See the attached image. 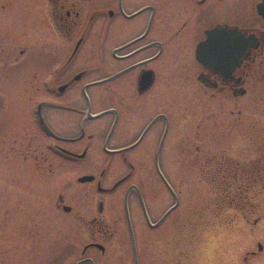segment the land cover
<instances>
[{"label":"flooded vegetation","instance_id":"1","mask_svg":"<svg viewBox=\"0 0 264 264\" xmlns=\"http://www.w3.org/2000/svg\"><path fill=\"white\" fill-rule=\"evenodd\" d=\"M38 1L36 43L11 46L21 61L5 68L20 92L0 96V264H187L195 238L173 183L185 164L174 177L167 168L172 100L188 85L210 100L249 94L264 76V0ZM262 143L249 167L218 159L202 178L263 180ZM114 164L122 171L108 179ZM72 183L92 188L89 218L74 210L84 190ZM111 199L125 220L104 219ZM59 209L79 219L63 238Z\"/></svg>","mask_w":264,"mask_h":264},{"label":"rangeland","instance_id":"2","mask_svg":"<svg viewBox=\"0 0 264 264\" xmlns=\"http://www.w3.org/2000/svg\"><path fill=\"white\" fill-rule=\"evenodd\" d=\"M38 2V0H19L15 5L4 9L2 7L4 0H0V96H5L6 99L11 100L14 95L18 97L17 93L20 92L18 81L9 80L5 74L7 66L21 61L19 54L22 48H11V46L36 43L33 27L31 26L28 31V25H31L37 17ZM29 62L34 63L35 56ZM263 73L264 67L260 76ZM253 81L250 84L249 94L241 98H226L219 95L216 100H210L199 96L194 85H188L186 97L180 96L181 99L172 100L175 126L168 143L167 168L174 177V169L177 170L178 163L185 164L182 168L185 169L186 177L182 180H173V183L182 190L183 203L180 209L186 210L187 238L188 240L195 238L192 243L189 241L187 244V264H201L206 241L205 233L209 231L217 234L226 231L229 235L236 236L230 244L226 240L217 250L221 259H223V250L233 247L236 249V264H264V179L236 180L238 183L232 188L241 187L242 184L246 186L248 191L245 198L237 197L239 204L233 206H220L221 201L216 186L218 182H223L224 177L221 174L216 179H206L201 175L214 173L218 159L226 158L224 160L226 163L249 167L250 160L256 158L258 152L263 150L259 149L258 143L262 145L264 141V76ZM13 118L14 116L11 115V120ZM0 124H3L2 120ZM43 141H46L45 137ZM206 168L208 170L205 171ZM121 171V166L112 165L108 179L116 178ZM63 181V177L56 181L51 179L48 187L58 183L61 189V185L65 183ZM74 186L72 183L64 188L71 193L84 190V197L80 200V204L74 206V210L80 209V212L89 218L92 213L85 211L92 204V188L87 185L84 189L76 190L77 187ZM121 192H118L119 195L122 194ZM111 198L113 199V196ZM112 199L104 219L125 220L123 208L120 214L113 213L115 200ZM173 200L171 198V202ZM48 201L49 196L43 193L44 227L50 226L53 220L50 208L47 207ZM217 202L218 210L214 207L217 206ZM213 210L218 212V215H215ZM73 215L75 212L67 214L59 209L57 220L60 238L66 237V222L79 220L73 219ZM73 230L70 236L84 237L77 232L78 229ZM43 237H46L44 233ZM259 244L262 245V250H259Z\"/></svg>","mask_w":264,"mask_h":264},{"label":"clouds","instance_id":"3","mask_svg":"<svg viewBox=\"0 0 264 264\" xmlns=\"http://www.w3.org/2000/svg\"><path fill=\"white\" fill-rule=\"evenodd\" d=\"M206 241L204 244V255L201 264H236V249L227 247L223 250V259L218 254V249L227 240L230 244L236 239L235 235H229L226 231L215 233L212 231L206 232Z\"/></svg>","mask_w":264,"mask_h":264},{"label":"trees","instance_id":"4","mask_svg":"<svg viewBox=\"0 0 264 264\" xmlns=\"http://www.w3.org/2000/svg\"><path fill=\"white\" fill-rule=\"evenodd\" d=\"M217 183V182H216ZM238 183L236 180H223V182H218L216 189H217V194H218V198L220 199L221 203L220 206H233L234 204H239V202H237L238 199H236L237 197H241V198H245L246 196V186H244L243 184L241 185V187H237L236 188H232V186ZM234 187V186H233ZM249 199V198H248ZM219 201V200H218ZM216 209H219V203L217 202V206ZM213 213L215 215H218V212H216L215 210H213Z\"/></svg>","mask_w":264,"mask_h":264},{"label":"water","instance_id":"5","mask_svg":"<svg viewBox=\"0 0 264 264\" xmlns=\"http://www.w3.org/2000/svg\"><path fill=\"white\" fill-rule=\"evenodd\" d=\"M263 14H264V11L262 12ZM239 48H235V51H237ZM92 177L90 176H85V177H83V178H81V180H86V179H91ZM262 245L261 244H259V250H262Z\"/></svg>","mask_w":264,"mask_h":264}]
</instances>
